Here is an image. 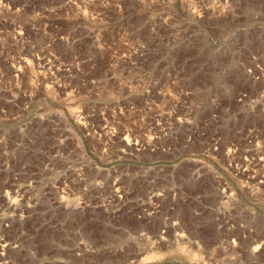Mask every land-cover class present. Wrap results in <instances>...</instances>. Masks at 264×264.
I'll use <instances>...</instances> for the list:
<instances>
[{"label": "rangeland", "instance_id": "374dc122", "mask_svg": "<svg viewBox=\"0 0 264 264\" xmlns=\"http://www.w3.org/2000/svg\"><path fill=\"white\" fill-rule=\"evenodd\" d=\"M260 44L264 0H0V264H264L225 156Z\"/></svg>", "mask_w": 264, "mask_h": 264}, {"label": "built area", "instance_id": "2783aa9c", "mask_svg": "<svg viewBox=\"0 0 264 264\" xmlns=\"http://www.w3.org/2000/svg\"><path fill=\"white\" fill-rule=\"evenodd\" d=\"M241 49L244 51L243 59L233 63L234 67L238 68V73L226 80L232 82L242 79L253 85L264 84V47L261 44L252 47L245 45ZM215 96L210 99L213 107L218 104ZM232 100L237 105L238 112L230 111L233 114V122L229 125L230 138L225 150L226 163L228 168L234 171V175L245 174L247 178L255 179L257 170L264 163V89H258L253 93L246 89H239L234 93ZM240 118L249 119V122L235 123ZM256 119H262V123H255ZM163 137H167L166 133H163ZM216 142L213 138L210 144L211 152L217 150ZM134 145L137 146V140ZM261 176L264 177V174ZM258 177L260 178V175ZM220 191L224 198L231 194L229 191L227 195H224L225 187H222Z\"/></svg>", "mask_w": 264, "mask_h": 264}]
</instances>
